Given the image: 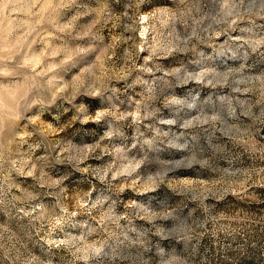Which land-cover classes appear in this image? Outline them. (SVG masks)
<instances>
[{
  "label": "rangeland",
  "instance_id": "rangeland-1",
  "mask_svg": "<svg viewBox=\"0 0 264 264\" xmlns=\"http://www.w3.org/2000/svg\"><path fill=\"white\" fill-rule=\"evenodd\" d=\"M0 264H264V0H0Z\"/></svg>",
  "mask_w": 264,
  "mask_h": 264
}]
</instances>
